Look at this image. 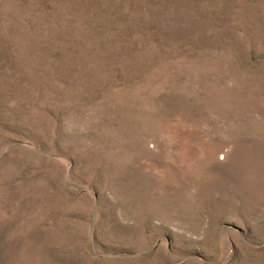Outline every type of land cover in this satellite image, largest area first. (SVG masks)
Returning <instances> with one entry per match:
<instances>
[{"label":"rangeland","instance_id":"374dc122","mask_svg":"<svg viewBox=\"0 0 264 264\" xmlns=\"http://www.w3.org/2000/svg\"><path fill=\"white\" fill-rule=\"evenodd\" d=\"M0 264H264V0H0Z\"/></svg>","mask_w":264,"mask_h":264}]
</instances>
